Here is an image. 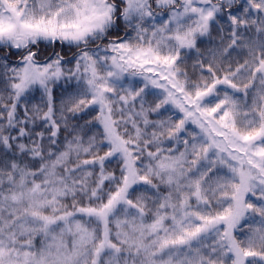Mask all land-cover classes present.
Wrapping results in <instances>:
<instances>
[{
    "label": "snow or ice",
    "instance_id": "6c2138e0",
    "mask_svg": "<svg viewBox=\"0 0 264 264\" xmlns=\"http://www.w3.org/2000/svg\"><path fill=\"white\" fill-rule=\"evenodd\" d=\"M0 264H264V0H0Z\"/></svg>",
    "mask_w": 264,
    "mask_h": 264
},
{
    "label": "trees",
    "instance_id": "16d2710c",
    "mask_svg": "<svg viewBox=\"0 0 264 264\" xmlns=\"http://www.w3.org/2000/svg\"><path fill=\"white\" fill-rule=\"evenodd\" d=\"M70 55V54H69ZM62 86V85H61ZM57 95H59V89H57V92H56ZM39 99V95L37 94V100ZM35 102V101H34Z\"/></svg>",
    "mask_w": 264,
    "mask_h": 264
}]
</instances>
